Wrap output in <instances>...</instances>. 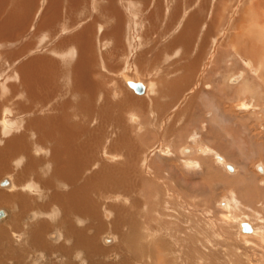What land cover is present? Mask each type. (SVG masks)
<instances>
[{
    "label": "bare ground",
    "instance_id": "1",
    "mask_svg": "<svg viewBox=\"0 0 264 264\" xmlns=\"http://www.w3.org/2000/svg\"><path fill=\"white\" fill-rule=\"evenodd\" d=\"M58 1H62L63 12L66 16L64 19L61 18L60 22L68 21L71 18V23L76 12L79 18L87 17L84 4L88 0H66V3L65 0H46L44 4L39 5L37 11L36 3L39 0H0V43L2 44L0 59L4 61V63L0 62V77L5 75L0 81V177L3 175L0 179L4 177L5 173H8L7 175H10L14 180L13 184L9 180L11 190L6 191L14 193H0V205H6L13 211L12 215L9 210L0 209V224H2L0 225V264H52L53 259H56L55 264H74L73 257L76 253L80 257H77L78 260L80 259L77 264H133V262L137 263V261L144 259L151 261L153 253L150 248L154 244H157L162 252L158 253L157 256L158 261H163L162 264H192L194 259L186 258V251L189 252V249L193 250L189 252L192 256H200L202 262L200 261L198 264H236V261L245 264L247 258L243 259L245 253L240 251L238 253L242 257L241 261H239V258H236L237 260L231 258L234 259L233 261L228 260V257L232 256L231 246L224 241L226 238L216 240L217 233L220 234L218 223L212 220L216 217H205L203 218L204 221H200V217L194 215H192L194 217L188 216L185 218V216L191 214L190 212L187 215L184 214L187 209L193 208L198 211V208L192 207L187 201H184L186 205L188 204L183 207L185 211H181L183 215L180 211L177 214L183 220L178 216V221L181 223L175 224L177 230H175V235L171 240L176 242L175 247L170 248L171 241L167 243L169 241L167 238H161L163 232L162 228L158 229L160 226L155 228V225H153L151 227L146 217H142V212L145 209L142 203L138 202L140 198L137 200L136 196L139 193V188L131 178L132 172L137 173L135 169H144L145 165L143 163H141L142 165L139 164V160L137 164L135 163L136 158H141L140 151L136 147L130 148V141L124 139L127 130L124 125L123 113L130 109H143L145 111L152 109L153 114H157V118L153 115L154 119L161 120V123L159 122L162 125L161 127H165L169 119L170 121L173 119L176 122L181 121L183 115H186L187 107L181 114H175V108H173L167 119L164 117V113L178 103L180 99L187 100L184 97L185 92L183 93V91H186L187 86H184L181 91L182 87L179 88L173 85V88H169L167 86L169 89H161L160 94H157L158 97H148L147 99H134L132 96L125 95L122 100L113 105H109L108 101L97 102V96L102 94V88L101 84L93 83L92 79L97 74L99 67L102 70L105 67V70L109 68L112 71L113 67L102 65L103 62L100 66L98 65L100 62L97 61L94 55L93 46L95 45L92 43V32L95 26L93 24H90L88 31L84 30L79 38H70L73 43L68 48H74L75 52L79 49L82 56L80 60L78 57V65L71 66V69L69 67L71 74L60 75L59 67L62 64H57L51 58V61L41 59L43 61L42 67H39L38 64L40 58L31 61L28 60L29 57H26L29 62L24 63L22 61L20 55L24 49H34L29 40H32L36 35L39 36V33L44 31L42 27L53 29V22L60 17L57 11ZM149 1L146 0V2ZM260 2V5H264V0H260ZM108 3H110L109 8L100 10V20L95 18L97 20L93 22L102 20L104 23L112 25V29L106 33L102 41L116 44V49L111 50L112 53H116L118 50L126 52L127 47L121 49L119 44V40L123 37L124 23H126L125 19L122 18L124 16L122 15L123 10L118 6V0H108ZM260 8L258 7V9ZM200 11L202 12V7ZM153 14L150 19L156 22V13ZM33 15H35V22L32 25ZM218 16L213 15L210 18L209 26V18H200L198 14H192L189 17L183 34L170 45L165 46L166 53L170 51L178 54L182 53V56L185 54L184 56L189 61L184 62V66L182 64V67H177L172 71L166 69L167 74L177 75L180 72L187 71L188 75H192L194 69H198L197 64L199 63L197 62L204 58L203 54L206 50L204 48L206 42L204 41L208 37L213 38L216 35L215 28L217 19H219ZM74 18L79 19L78 17ZM204 26L206 29L202 31L203 34L200 33L203 38L201 40L202 44L199 48H195L196 55L194 54L195 57L190 59L189 56L194 50L192 44L194 45L195 41H190L188 38L195 34L196 38L198 29ZM251 31L252 29H250ZM253 32L252 39H255L256 34H258L260 38L256 36L258 37L256 41H261L260 43L264 45V24L259 25L258 23ZM53 33H55V29ZM108 36L111 40L105 39ZM145 38L148 37L145 36ZM79 39L81 42L77 43ZM69 41L54 43L55 47L50 49L51 52L55 50L52 55H61L66 58L68 52L64 54L63 51L68 49L65 44L68 43L69 46ZM231 43L233 42L231 41ZM97 44L100 45L101 43L98 42ZM135 44L134 39L133 47L131 46L134 51L137 50V44ZM255 44L254 41L253 46L247 48L244 52H251L252 49H255ZM153 46H156L155 50L161 52L160 49H157L160 47V44L157 43L147 46L144 50L150 49L151 52L148 51L152 53ZM232 46L229 45V42L223 45L226 50L232 49ZM261 47L264 48V46ZM247 55L253 56L249 52ZM105 57L103 56V58ZM22 58H24L23 54ZM130 60L126 63L127 67L135 66L138 68V64H140L141 72L148 71L147 68L150 67L157 68L161 66L160 63H162L163 58H156L154 63L153 59L152 61L145 60L143 56L133 57ZM65 65L68 64L65 63ZM62 67H64V64ZM189 70H191L190 73H188ZM50 71L56 72L58 78L63 76L66 79L67 90L58 87L59 84L52 78ZM38 72L41 73L36 74ZM128 73L135 75L133 71ZM13 74L16 75L15 80L21 81L19 86L15 83H9V79L13 77ZM259 75L261 76V74ZM37 77L41 80L36 79ZM123 78L126 86L136 94L144 95L146 93L147 85L145 82L135 81L127 76ZM261 78L263 77L261 76ZM47 79L48 84L43 83ZM237 81V79H233L232 83L236 84ZM153 85L155 87L154 83L148 86L151 89ZM156 92H154V95H156ZM100 99L101 97L99 101ZM165 99H170V101L167 103ZM189 100L185 101L186 106L189 102L192 103L193 99ZM191 105L193 106L194 103ZM225 116L223 115V117ZM169 131H171V128H169ZM110 149L115 153L113 157L108 155L110 152H107V150ZM187 152H191V150H187ZM113 158L115 161L106 162V160H113ZM218 159L223 160L219 157ZM13 163L17 169L12 165ZM190 163L194 164V161H190ZM234 180L232 183H234ZM190 192L196 195L204 193L203 190L198 191L197 188ZM112 202L115 205H121L115 206V211H113L109 205ZM101 206H103L102 209ZM29 213H34L38 218L35 217L33 221H28ZM203 214L205 213H202L201 216ZM245 225L248 224H242L241 226L242 232L247 233V235L254 232L250 225L251 232H246ZM52 228L63 230L66 239L65 244L59 247L51 246L48 252L43 251L42 247L46 245L45 232ZM171 229L172 225L170 224L168 230L163 229L169 233V239L173 234L170 232ZM109 231H115L110 233L117 235L118 243L119 241L126 242L125 254L119 256L118 252L114 251L118 249V244L110 248H103L97 243V240ZM186 231L190 232L189 236L184 235ZM124 232H128L129 235L124 234ZM262 238L264 241V236ZM103 241L107 245H112L115 242L110 236L104 238ZM141 241H146L148 244L140 246ZM186 245L191 248H187ZM221 245L222 248H220ZM183 249L185 250L183 251ZM111 252H115L117 257V259L113 257V262L108 260ZM37 255L42 256L39 263L36 259ZM102 257H104V260L100 259ZM84 260L86 263H84ZM248 264L251 263L248 262Z\"/></svg>",
    "mask_w": 264,
    "mask_h": 264
},
{
    "label": "rangeland",
    "instance_id": "2",
    "mask_svg": "<svg viewBox=\"0 0 264 264\" xmlns=\"http://www.w3.org/2000/svg\"><path fill=\"white\" fill-rule=\"evenodd\" d=\"M44 1L46 0H39L36 3V11L39 10L41 3L44 4ZM58 2L57 11L60 17L53 22V29L42 27L44 31L39 33V36L36 35L32 40H29L34 49L29 48L27 49L28 51L24 49L23 53H21L20 56L24 63L29 62L26 60L28 57V60L30 59L31 61L40 58L39 62H37L39 67H42L43 61H51L52 59L57 64H62V66L64 64V67L67 66L65 67L66 69L62 66L59 67L60 75L71 74V66L78 65V57L80 60L82 56L79 49L75 52L74 48H68L73 43L70 38H79L84 33V30L86 31L88 26L93 24L95 26L92 32V43L95 45L93 46L94 55L97 61L100 62L98 65L100 66L103 62L102 65L105 64L107 67L108 65L113 67V71L108 68L109 72L107 69L105 70V67L102 70L98 66L97 74L92 79L93 83L101 84L102 88V94L97 96V102L108 101L109 105H113L117 101L122 100L125 95L132 96L134 99L158 97L157 94H160L161 89H169L174 86L182 87L180 91L184 86H187L186 91H183V93L185 92L184 97L187 100L193 99L192 103L189 102L187 106L185 103L187 100L180 99L172 108L167 109L164 113L165 116L163 115L166 119L172 113L173 108H175V114H181L186 107L188 108L186 115H183L181 121L178 120L176 122L174 119V121H170L169 119L165 127H161L160 119L159 121L158 119L155 120L157 114H153L152 109L148 111L130 109L123 113L124 125L127 130L124 139L130 141V148L136 147L140 151L141 158L138 157L137 159L135 157V163L137 164L139 160V164L143 163L145 165L144 169H135L137 173L134 174L132 172L131 179L139 188V193H137L136 197L137 200L140 198L138 202H141L145 209L142 212V217H146L149 226L155 225V228L160 226L158 229L162 228L163 232L161 238H167L169 240L167 243H169L175 235V230H177L175 224H179V218L182 219L177 214L179 211H185L183 207L188 204L186 205L184 201H187L192 207L198 208V211L193 208L187 209V212L185 211L184 214L187 215L188 212L191 214H188L185 218L194 215L195 217H200V221H204L203 218L205 217H216L212 219L220 227V234L217 233L216 240L219 241L226 238L224 241L231 246L232 256L228 257L229 261H233L236 258H239V261H241L242 257L238 253L240 251L241 253H245L243 259L247 258L245 264H248V262L251 264H264V241L262 238L264 236V48L261 47L264 45L260 43L261 41H256L258 37L260 38L258 34H256L258 37L255 36V39H252L254 27L258 23L259 25L264 24V5H260V0H150L149 2H146V0H118V6L123 10L122 15L124 16L122 18L126 21L123 28V37L119 40V44L121 49L127 47V51L121 52L120 50H116V53H112L111 50L114 51L116 49V44L114 45V42L104 43L102 41L106 33L112 29V25L106 24L102 20L93 22L101 17V9L109 8L110 3H108V0H88L84 4V8L87 10V17L79 18L76 12L75 16L73 15L71 23V18L68 21L64 20L60 22L61 18L64 19L66 16L63 12L62 1ZM64 2L66 3V0ZM201 7L202 12L200 11ZM258 7L261 8L258 9ZM153 13H156V22L150 19V16L154 15ZM192 14H198L200 18H209L208 26L210 25V18L213 15H219L215 28L216 37H208L204 41L206 42L204 46L206 48L203 54L204 58L199 60L200 62H197L199 63L197 64L198 69H194L195 71H193L192 75H188L187 71H183L177 75L171 74V76L167 74V70L172 71L177 67H182L184 66L183 63L188 62L189 59L184 56L185 54L182 56V53L178 54L177 52L170 51L166 53L165 46L167 44L170 45L183 34L186 22ZM74 17H78L79 19ZM34 19L35 15H33L32 25L35 22ZM54 29L55 33H53ZM205 29V26L198 29V34H203L202 31ZM250 29H252L251 32ZM249 32L250 34H248ZM198 34L196 38V34L188 38L190 41H195L194 45L192 44L194 50L189 56L190 59L196 55L195 48H199L200 44H202L201 40L203 38L201 34ZM145 36L148 38H145ZM105 39L111 40L109 36ZM134 39L137 44H135L137 47L136 51L131 49ZM63 41H69V46L67 45L68 43L65 44L68 49L63 51L64 54L68 52L69 58L67 55L66 58L61 55H52L55 50L53 52L50 50L55 47L56 43ZM254 41L256 43L255 49H252L251 52H244V50L253 46ZM80 42L79 39L77 43ZM98 42L102 45L97 44ZM228 42L229 45L233 46L231 47L232 49L226 50L223 45ZM154 43L160 44V47L157 48L160 49V53L158 50H155L156 46H153L152 53H150V49H148L150 52L147 49L144 50V48ZM1 45L0 43L2 49ZM71 50L72 52H70ZM248 52L256 56H248ZM22 54L24 58H22ZM103 56L107 58H103ZM137 56H143L145 60L149 59L150 61L153 59V63L156 58L162 57L163 60L160 63L162 65L157 67L159 68L158 70L157 68L150 67L147 68L148 71L141 72L140 64H138V68L135 66L127 67L126 63L130 62L131 58ZM0 62L4 63L3 59H0ZM64 62L69 66L65 65ZM143 65L145 64L143 63ZM127 71H133L136 76ZM121 73L123 74L121 75ZM51 74L52 78L59 84L58 87L67 90L66 79L63 76H59L58 78L56 72L50 71ZM4 76L1 75L0 81H2ZM125 76L133 78L135 81L145 82L147 85L146 93L139 95L128 88L123 78ZM15 79L16 75L13 74V77L9 79L10 82L8 80L7 82L15 83L19 86L21 81ZM36 79L39 78L37 77ZM159 79L162 84L159 82ZM233 79L238 80L236 84L232 83ZM253 81L256 85L253 84ZM48 82V79L47 81H43L45 84H48ZM151 83H154L155 87L153 85V88L150 89ZM153 91L156 92V95H154ZM165 101L168 103L170 99H165ZM160 103L162 102L160 101ZM193 103L194 105L192 106L191 104ZM153 115L156 116L155 119ZM223 115L226 116L223 117ZM169 128H171V131H169ZM187 150H191V152H187ZM107 152H110L108 155H111V157L115 155L111 149L107 150ZM218 157L223 158V160L218 159ZM113 161H115L114 158L113 160H106L107 163ZM190 161H194V164L190 163ZM14 163L12 164L13 166ZM135 170L133 171L135 172ZM7 174L5 173L4 177L0 179V193L11 194L14 192L6 191L11 190L9 180L12 184L14 180ZM232 178L235 179L234 183H232ZM195 188L198 191L203 190L204 193L198 195L191 193L190 191ZM169 194L171 195L169 196ZM113 203L109 205L115 211V206L121 204L115 205ZM195 204L196 206H194ZM1 208L9 210L13 215L10 207L0 205ZM183 212H181L182 215ZM202 213L205 214L201 216ZM169 224L172 225L170 232L173 233L170 239L168 238L169 233L163 230L164 228L168 230ZM242 224L250 225L254 230V234L247 235V233L242 232ZM124 234L129 235L128 232H124ZM109 235L111 234L109 233ZM184 235L189 236L190 232L186 231ZM107 237L109 236L105 238ZM141 242L140 246L148 244L146 241ZM175 243L171 241L170 248L175 247ZM103 245L106 246L104 243ZM46 246L48 245L46 244ZM186 247L191 248L187 245ZM117 248L114 251H117L119 256L125 254L124 251L127 249L126 242L119 241ZM220 248H222V245ZM150 249L153 253L151 261L144 259L137 261V263L133 262V264H162L163 261H158L157 257L158 253H162L158 245L154 244ZM192 251V249H189V252ZM115 252H111L110 254L113 255ZM186 252V258L194 259L192 264L202 262L200 256H192L188 251ZM100 259L104 260V257ZM108 259L109 262H113L111 258ZM243 259L242 261L244 262ZM249 259L250 261H248ZM236 264H240V262L236 261Z\"/></svg>",
    "mask_w": 264,
    "mask_h": 264
},
{
    "label": "flooded vegetation",
    "instance_id": "3",
    "mask_svg": "<svg viewBox=\"0 0 264 264\" xmlns=\"http://www.w3.org/2000/svg\"><path fill=\"white\" fill-rule=\"evenodd\" d=\"M36 217V219L38 218L34 213H29V216H28V221H33L34 220V218ZM109 233L110 232H108V233H105L103 236H101V238L99 239V240H97V243L100 245V246H102L103 248H110V246H113V245H115V244H118V241H117V235H115V234H113V233H110L111 235H109ZM106 236H113L112 238L115 240V242L112 244V245H107L106 244V246L105 245H103V243L105 244V242L103 241L104 240V238L106 237ZM53 239H55V240H53ZM49 240H51V241H49ZM53 240V241H52ZM65 241H66V239H65V234L63 233V230H60V229H54V228H52L51 230H49L48 232L46 231L45 232V243L49 246H44V247H42V250L43 251H49L50 250V248H51V246H54V247H56V246H60V245H62V244H65ZM102 242V243H101ZM53 248V247H52ZM77 257H79L78 256V254L76 253V255H74V257H73V263L74 264H77V261H79L78 259H77ZM113 257H115L114 259H117V257H116V253L115 254H113V255H109V258H111V259H113ZM41 258H42V256L41 255H37L36 256V259L38 260V263L41 261ZM80 258V257H79ZM35 259V260H36ZM109 260V259H108ZM53 263L52 264H55L56 262V259H53ZM33 263V262H32ZM84 263H86L85 262V260H84ZM78 264H80V263H78Z\"/></svg>",
    "mask_w": 264,
    "mask_h": 264
},
{
    "label": "water",
    "instance_id": "4",
    "mask_svg": "<svg viewBox=\"0 0 264 264\" xmlns=\"http://www.w3.org/2000/svg\"><path fill=\"white\" fill-rule=\"evenodd\" d=\"M244 229H245L246 232H251V228H250L249 225H245Z\"/></svg>",
    "mask_w": 264,
    "mask_h": 264
}]
</instances>
